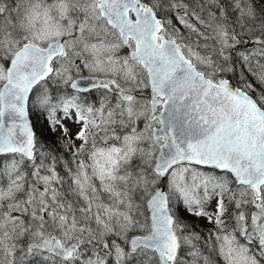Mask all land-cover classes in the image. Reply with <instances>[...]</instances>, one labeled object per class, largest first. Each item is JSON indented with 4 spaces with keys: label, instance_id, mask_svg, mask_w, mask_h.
<instances>
[{
    "label": "snow or ice",
    "instance_id": "obj_1",
    "mask_svg": "<svg viewBox=\"0 0 264 264\" xmlns=\"http://www.w3.org/2000/svg\"><path fill=\"white\" fill-rule=\"evenodd\" d=\"M0 264H264V0H0Z\"/></svg>",
    "mask_w": 264,
    "mask_h": 264
}]
</instances>
